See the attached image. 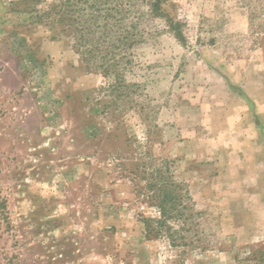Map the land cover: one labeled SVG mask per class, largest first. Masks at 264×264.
Listing matches in <instances>:
<instances>
[{
  "label": "rangeland",
  "instance_id": "1",
  "mask_svg": "<svg viewBox=\"0 0 264 264\" xmlns=\"http://www.w3.org/2000/svg\"><path fill=\"white\" fill-rule=\"evenodd\" d=\"M66 1L0 0V264H264V0H168L182 39L146 16L107 66ZM159 170L188 246L146 235Z\"/></svg>",
  "mask_w": 264,
  "mask_h": 264
},
{
  "label": "trees",
  "instance_id": "2",
  "mask_svg": "<svg viewBox=\"0 0 264 264\" xmlns=\"http://www.w3.org/2000/svg\"><path fill=\"white\" fill-rule=\"evenodd\" d=\"M56 5L48 14L54 17V26L62 28L61 33L73 32L80 38H88V53L92 59L101 55L103 66L110 61L115 51L127 52L143 38L142 20L147 16L167 20L170 31L180 40L179 25L168 19L165 7L168 0H72ZM79 4L83 6L79 8ZM143 5V9H142ZM145 6V8H144ZM81 33V34H80ZM76 46L83 47V43ZM108 58V59H107ZM109 60V61H107ZM113 60V59H112ZM117 64L115 63V66ZM114 66V65H111ZM159 181L149 184L154 191L153 206L158 210V219L144 220L148 238L165 237L173 247L188 246L184 232L190 217V208L182 195V185L171 181L161 170L157 171ZM187 199L191 198L187 195Z\"/></svg>",
  "mask_w": 264,
  "mask_h": 264
}]
</instances>
